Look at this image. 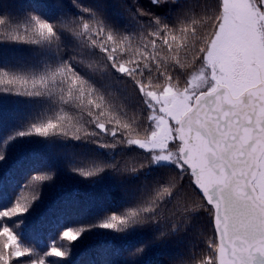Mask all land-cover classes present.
Masks as SVG:
<instances>
[{"label": "snow or ice", "instance_id": "6c2138e0", "mask_svg": "<svg viewBox=\"0 0 264 264\" xmlns=\"http://www.w3.org/2000/svg\"><path fill=\"white\" fill-rule=\"evenodd\" d=\"M145 4L120 3L134 22L131 31L76 0L82 15L64 14L55 24L30 14L21 31L0 18V43L36 45L55 55L40 67L0 69V93L43 98L61 109L53 119L0 138V161L23 137H60L106 149L135 146L142 151L123 161L70 164V172L80 177L105 171L131 176L149 167H158L162 176L142 185L121 212L86 227L65 228L61 240L70 246L92 228L126 234L158 226L150 243L130 251L128 258L135 261L204 212L214 231L207 242L211 251L189 255L181 249L168 264H264V0ZM164 7L171 20L156 15ZM194 7L200 8V18L191 15ZM204 17L211 29L207 34L200 28ZM61 33L72 41L67 58ZM40 172L29 186L52 179V169ZM28 210L21 197L0 210V264H25V257L27 264L63 260L67 252L56 243L43 256L34 255L4 223Z\"/></svg>", "mask_w": 264, "mask_h": 264}, {"label": "trees", "instance_id": "16d2710c", "mask_svg": "<svg viewBox=\"0 0 264 264\" xmlns=\"http://www.w3.org/2000/svg\"><path fill=\"white\" fill-rule=\"evenodd\" d=\"M205 2L213 5L216 0H191L194 5ZM76 3L102 11L108 22L121 30L131 31L135 27L120 5L127 3L130 6L133 0H76ZM136 3L146 6V0H136ZM172 11H175V6ZM30 14L53 24L64 14H68L69 18L82 15L74 7L73 0H0V18H7L12 27L19 25L22 31ZM156 15L167 16L169 20L173 18L168 15L167 7L157 10ZM191 15L200 18V8L194 7ZM207 23V17H204L200 28L205 34L211 31ZM0 32H3V26H0ZM61 39L65 47L64 58H67L71 54L72 41L63 33ZM54 60L52 51H41L36 45L0 43V69L36 68ZM96 79L100 83L99 78ZM64 109L74 111L67 106ZM60 110L43 98L0 93V138L53 119ZM84 118L87 119L86 114ZM85 126L94 129V125ZM94 130L99 132V129ZM105 139L110 140L111 137ZM141 151L135 146L100 148L96 144L60 137L17 138L6 148L5 159L0 161V210L12 207L17 197L22 198V203L29 204V210L22 216L6 218L4 223L14 231L20 245L36 256H43L53 243L67 252L63 260L47 257L52 264H168L169 257L178 250L182 249L189 255L206 250L214 232L211 218L204 212L196 213L184 232L149 246L145 255L135 261L129 260L130 251L150 243L159 231L158 226L126 234L92 228L70 246L60 239V233L65 228L86 227L101 222L112 213L121 212L133 203L142 185L162 176L158 167H149L131 176L118 177L105 171L100 175L80 177L70 172V164L88 159L110 161L114 158L115 161H123ZM42 169H52V179L33 181L29 186L33 176L44 174L40 172ZM183 183L188 185L187 176ZM21 260L27 264L26 257ZM12 264L18 262L14 260Z\"/></svg>", "mask_w": 264, "mask_h": 264}, {"label": "flooded vegetation", "instance_id": "af4514ba", "mask_svg": "<svg viewBox=\"0 0 264 264\" xmlns=\"http://www.w3.org/2000/svg\"><path fill=\"white\" fill-rule=\"evenodd\" d=\"M214 232V231H213Z\"/></svg>", "mask_w": 264, "mask_h": 264}, {"label": "water", "instance_id": "95a60500", "mask_svg": "<svg viewBox=\"0 0 264 264\" xmlns=\"http://www.w3.org/2000/svg\"><path fill=\"white\" fill-rule=\"evenodd\" d=\"M198 191V190H197Z\"/></svg>", "mask_w": 264, "mask_h": 264}]
</instances>
